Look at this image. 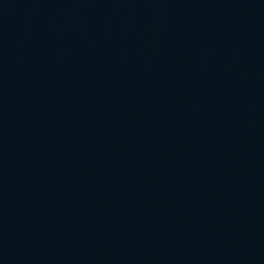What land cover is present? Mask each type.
<instances>
[{
  "label": "water",
  "instance_id": "1",
  "mask_svg": "<svg viewBox=\"0 0 264 264\" xmlns=\"http://www.w3.org/2000/svg\"><path fill=\"white\" fill-rule=\"evenodd\" d=\"M0 264H264V0H0Z\"/></svg>",
  "mask_w": 264,
  "mask_h": 264
}]
</instances>
